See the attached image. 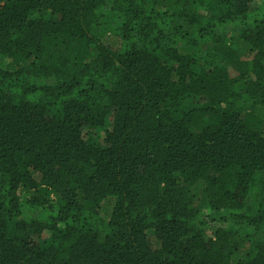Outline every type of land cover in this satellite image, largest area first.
Instances as JSON below:
<instances>
[{
	"label": "trees",
	"instance_id": "trees-1",
	"mask_svg": "<svg viewBox=\"0 0 264 264\" xmlns=\"http://www.w3.org/2000/svg\"><path fill=\"white\" fill-rule=\"evenodd\" d=\"M0 264H264V0H0Z\"/></svg>",
	"mask_w": 264,
	"mask_h": 264
},
{
	"label": "rangeland",
	"instance_id": "rangeland-1",
	"mask_svg": "<svg viewBox=\"0 0 264 264\" xmlns=\"http://www.w3.org/2000/svg\"><path fill=\"white\" fill-rule=\"evenodd\" d=\"M258 5H259L258 1L254 2V6H258ZM201 12H204V10H202Z\"/></svg>",
	"mask_w": 264,
	"mask_h": 264
}]
</instances>
